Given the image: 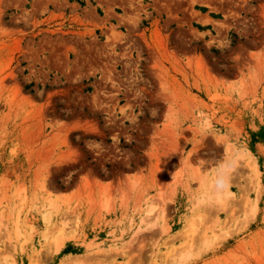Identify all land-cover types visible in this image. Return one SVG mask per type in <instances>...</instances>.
<instances>
[{"label":"rangeland","instance_id":"374dc122","mask_svg":"<svg viewBox=\"0 0 264 264\" xmlns=\"http://www.w3.org/2000/svg\"><path fill=\"white\" fill-rule=\"evenodd\" d=\"M0 264H264V0H0Z\"/></svg>","mask_w":264,"mask_h":264}]
</instances>
